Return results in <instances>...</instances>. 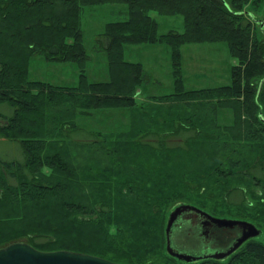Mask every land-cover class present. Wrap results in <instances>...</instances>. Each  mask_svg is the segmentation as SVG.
<instances>
[{
    "label": "trees",
    "instance_id": "1",
    "mask_svg": "<svg viewBox=\"0 0 264 264\" xmlns=\"http://www.w3.org/2000/svg\"><path fill=\"white\" fill-rule=\"evenodd\" d=\"M104 3L127 4L129 16L108 22L100 33L98 44L108 54L110 78L92 81L85 72L90 54L83 41L82 16L85 7ZM152 11L182 14L185 30L160 33ZM243 18L224 0H0V247L29 237L30 244L42 250L68 249L128 264L144 261L136 254L140 246L131 253L132 247L126 245L130 240L142 242L152 228L153 234H160L155 213L158 203L139 205L130 202L133 199L122 200L121 195L114 203L112 185L107 184H112L115 175L125 174V158H120L118 144L106 143L102 132L77 124L83 112L138 106L130 91L143 83L146 75L141 62L125 59L128 44H169L175 89L163 96L196 101L201 106L197 120L177 125L164 138L149 132L142 144L166 151L183 150L195 140L211 141L228 154L214 167L217 180L222 181L218 177L226 174L224 164L231 166L228 182L248 177L264 187V76L259 86L254 82V76L264 73V40L251 39L250 22ZM207 41H226L240 64L233 66L230 84L187 89L180 47ZM37 54L49 60L77 62L79 83L55 85L30 79L29 64ZM119 77L127 82L120 84ZM61 105L62 114L57 115L53 108ZM210 122L215 124V137L226 141L223 146L215 137L201 134V128ZM151 137L155 139L148 140ZM86 150L89 159L82 154ZM124 150L126 155L134 151L131 147ZM91 157L98 163L91 165ZM241 168L246 170L241 172ZM130 183L134 184L133 180L126 181ZM123 189L116 190L122 194ZM225 192L228 199L233 194L241 196L231 201L233 204L245 202V186L232 185ZM112 225L117 226V233L111 231ZM201 261L264 264V244L249 241L227 263L214 258Z\"/></svg>",
    "mask_w": 264,
    "mask_h": 264
},
{
    "label": "rangeland",
    "instance_id": "2",
    "mask_svg": "<svg viewBox=\"0 0 264 264\" xmlns=\"http://www.w3.org/2000/svg\"><path fill=\"white\" fill-rule=\"evenodd\" d=\"M224 1L237 13L243 14V21L250 22L248 28L250 33H248L251 39L264 40V0ZM150 14L158 20L160 33H167L170 30L179 32L185 30L182 14L166 15L158 11H152ZM128 16V5L125 3H104L85 7L82 16V29L84 32L83 41L90 54V58L85 64V72L90 80H109L108 54L98 44V37L106 29L108 22L126 19ZM221 32L227 34L225 31L221 30ZM180 52L183 80L187 89L230 84L232 68L234 65L240 64V59L231 52L226 41L185 43L180 47ZM125 59L141 62L146 75L143 83H139L138 87H134L130 91L133 99L137 100L138 106L134 107L136 109L125 107L94 109L90 114L85 112L79 114L77 124L88 130L102 132L106 143L118 144L122 153L120 158H125L126 165H122L125 174L113 176L112 184L110 182L107 184L112 185L114 203L119 202V195L122 200L133 199L130 202L139 205L145 206L154 200L158 203L155 213L158 216L156 227L160 229V234L157 231L153 234L152 228L151 234L144 237L142 242L130 240L129 242L132 243H128L126 247H132L130 251L133 253L132 250L140 246L138 250L136 249V254L144 258L142 264H202L201 260L194 262L181 260L173 257L167 251L166 229L170 214L178 206L185 204L195 205L217 218L250 221L262 230L260 236L248 240L227 258H214L215 260L227 263L233 255L241 252L252 240L264 244V187L255 184L251 179L249 181L248 177V179L243 177L245 181L236 178L235 181L228 182L226 176L231 166L224 164L226 174L218 177L222 181L217 180L218 174L214 171V167L216 169L217 165L226 160L224 157H228V154H224L216 148L218 145H212L211 141L205 142L206 140L201 139V141H191L188 147L183 150L161 151L151 149L141 142L149 132L159 133L164 138L165 134L173 132L177 125L186 122L189 124L190 121L199 118L197 113L201 111V106L198 105V102H185L163 96L172 93L175 89L171 46L166 42L128 44L125 46ZM29 65L30 79L32 80L40 79L47 83L68 86L79 83L81 69L77 62L54 61L47 59L42 54H37L34 55ZM258 75L254 76L257 86H259L264 73L262 76L258 77ZM119 78L122 79V77ZM122 81H124L123 84L127 82L124 77L119 80V83L122 84ZM62 107L61 105L57 109L53 108V111L57 115L62 114L60 112ZM0 109H2V105H0ZM207 113L210 117L213 115L210 111ZM174 121L175 123H173ZM214 125L210 122L201 128V134L208 136H204L203 139L216 136ZM209 127L213 129L207 132ZM153 139L155 138L151 137L148 140ZM217 142L223 146L226 141L220 142L217 139ZM128 147L134 151L126 155L124 148ZM2 149L5 147L2 146ZM262 149L261 152L264 156V148ZM258 152L252 153L251 156H256ZM86 153H89L88 150L82 152L89 159ZM94 153L100 159L103 158L97 154V151ZM89 163L95 165L98 161L92 158V162ZM241 169L238 170L241 172L246 170ZM128 172H132L133 175ZM127 180H133L134 184L127 185ZM232 185L245 186L246 198L243 204L238 205L231 202L241 199L238 194H233L230 199L225 198V190ZM120 188H124L122 194L116 190ZM203 219L211 221L206 216ZM200 228L205 229L202 223L195 224L193 219L180 216L171 232L173 247L178 251L195 256L218 254L230 248L236 241L237 235L241 233L237 229L238 234L232 236L233 234H224L220 231V234H214L213 239L207 242L205 240L207 236L200 233ZM221 228L231 229L229 226ZM117 230L116 225L111 226L112 232L117 233ZM17 240L30 243L29 237ZM141 243L144 245L141 246ZM207 245L210 248H207Z\"/></svg>",
    "mask_w": 264,
    "mask_h": 264
},
{
    "label": "water",
    "instance_id": "3",
    "mask_svg": "<svg viewBox=\"0 0 264 264\" xmlns=\"http://www.w3.org/2000/svg\"><path fill=\"white\" fill-rule=\"evenodd\" d=\"M140 89L138 90V92ZM187 211H195L208 217L213 223L222 227L230 228L240 227L242 234L226 251L218 254H204L200 256L191 255L176 250L172 245L171 232L176 220ZM262 234V230L254 223L247 220H235L226 218H217L209 212L191 204L178 206L171 212L167 229V251L174 257L188 262L199 261L209 258L224 259L237 251L246 241L253 239ZM0 264H128L110 260L91 253L73 251L68 249L42 250L34 245L24 242L15 241L6 246L0 247Z\"/></svg>",
    "mask_w": 264,
    "mask_h": 264
},
{
    "label": "flooded vegetation",
    "instance_id": "4",
    "mask_svg": "<svg viewBox=\"0 0 264 264\" xmlns=\"http://www.w3.org/2000/svg\"><path fill=\"white\" fill-rule=\"evenodd\" d=\"M181 216H184L186 218L193 219V221H194L195 224L197 222L202 223V225H203V227L205 229L200 228L201 229L200 230L201 231L200 233L203 234V235H205V237L207 236V239L205 238V240L207 242H210L213 239L214 234H220V231L222 233H224V234H233L232 236H236V234H238V230L237 229H239L241 233L237 235V238L242 234V229L240 227H235V228H231V229L221 228L218 225H216L215 223H213L212 221H209V220L206 221L205 219H203L205 217L204 215L199 214V213L194 212V211H187V212H185ZM209 245H207L206 247L207 248L208 247L210 248Z\"/></svg>",
    "mask_w": 264,
    "mask_h": 264
}]
</instances>
